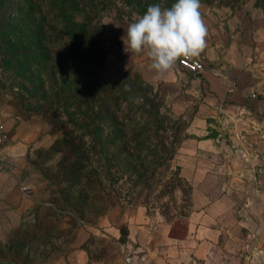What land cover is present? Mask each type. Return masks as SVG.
<instances>
[{"label":"rangeland","instance_id":"obj_1","mask_svg":"<svg viewBox=\"0 0 264 264\" xmlns=\"http://www.w3.org/2000/svg\"><path fill=\"white\" fill-rule=\"evenodd\" d=\"M76 1L90 11L95 41L80 67L65 68L58 66L57 43H50L48 55L39 56L36 18L42 17L41 23L49 28L54 11L39 5L29 31L25 10L14 11L18 0H0V120L9 129L5 151L18 165L12 175L0 174V264H124L122 245L128 240V225L142 223L139 220L146 215L161 217L172 225L170 236H184L192 210V188L176 180L179 166L174 158L179 142L193 136L190 122L198 104L179 98L173 109L180 94L173 71L164 74L173 78L170 86H164L150 68L147 54L125 48L121 37L141 16L132 11L137 2L132 7L129 0ZM254 1L200 0V10L206 6L240 10L254 6ZM175 2L161 0L160 5L169 8ZM256 8L264 15V7ZM81 16L77 20H83ZM214 40L218 41L217 35ZM219 41L212 50L218 55L217 48H227ZM67 43L65 39L59 45L63 48ZM125 74L143 84L139 93H144L147 104L153 99L152 113L166 117L160 137L138 147L127 145L123 136L130 138L148 116L111 94L118 91L111 92L116 76ZM91 83L105 88L94 94L97 99L92 103L81 96ZM227 103L223 100L212 107L216 114L207 117V135L220 137L222 158L235 156L247 162L250 156L238 152L245 149L233 141L231 131L235 116L248 113ZM97 113H108L110 120H120L127 128L102 126ZM243 126L236 127L239 136L245 134ZM157 140L166 145L173 140L176 146L159 147Z\"/></svg>","mask_w":264,"mask_h":264},{"label":"crops","instance_id":"obj_2","mask_svg":"<svg viewBox=\"0 0 264 264\" xmlns=\"http://www.w3.org/2000/svg\"><path fill=\"white\" fill-rule=\"evenodd\" d=\"M245 8H202L204 69L189 72L176 63L171 70L176 83L159 78L164 86L179 85L173 109L179 98L198 104L190 122L193 136L180 143L174 158L192 187V210L184 236H170L172 225L161 217L146 215L142 223L128 225V242L144 249V264H264V15L254 6ZM219 40L227 45L217 48L220 55L212 53ZM223 100L248 113L235 116L236 136L230 130L245 149L238 152L250 156L247 162L233 156L227 163L219 154L220 137L207 135V117L215 116L212 107ZM242 126L246 131L239 136L236 127Z\"/></svg>","mask_w":264,"mask_h":264},{"label":"trees","instance_id":"obj_3","mask_svg":"<svg viewBox=\"0 0 264 264\" xmlns=\"http://www.w3.org/2000/svg\"><path fill=\"white\" fill-rule=\"evenodd\" d=\"M128 1V0H127ZM18 8L14 9V11L17 10H25L26 17L29 21V27H27V30L31 31V25H33V21L35 19H32L33 14L35 11H39V5H42L43 9H48L49 12L53 10L54 12H51V19L47 22L49 24V28L45 27V25L42 22V17H37L36 19L40 20L37 21L35 24L34 30L37 31V36L39 37V43H38V49H39V56L42 55H48V49L50 43H57V51H56V57L58 58V66H63L65 68H77V66L80 67L81 61H83L84 56L86 55L87 50L91 48L93 45L94 35L95 33L90 32V24L89 21L91 20L90 11H86L83 6L78 3L76 0H18ZM133 2H137L136 6L131 9L138 15H143L147 7L151 4H161V0H129L128 3L130 6L133 7ZM209 2V1H208ZM254 7H264V0H255L254 1ZM45 11V10H44ZM49 14V13H48ZM83 16V20H77V16L81 15ZM81 16V17H82ZM82 19V18H81ZM56 27H59V34L56 32ZM25 31V29H23ZM64 38V39H63ZM17 38H14V40ZM65 39H68V45L61 48L59 45V42L65 41ZM94 41H93V40ZM64 55V56H63ZM95 74V71L92 72V75ZM114 83V84H113ZM112 83V89L111 92H116L113 95V98L116 101L127 100L130 101V103L134 104L131 109H135L136 111H140L146 116H148V119L144 122V124L141 126V128L137 130H133L131 133V137L127 139V137L124 135L123 140L128 145L130 144L133 147H138L140 145H145L151 142V139L160 137L161 131L164 129V120L166 117L164 115H160L157 113H152L151 108L154 107L153 99H151V103L147 104V99L144 97V93H139L143 88V84L141 82H138L136 79H131L129 75L127 74L122 76H116L114 82ZM92 84V83H91ZM111 85V83H107L106 86ZM103 84H100L99 86H94V84L91 85L94 89L91 90V87L83 93L81 96L83 98L88 97V100L90 103L97 99L95 97V93L105 89L103 87ZM105 86V87H106ZM146 88V86H145ZM149 88V87H148ZM94 91V92H93ZM81 96L78 97V102H82ZM139 100V102H137ZM101 120V125H111L113 127H116L115 130L120 131L123 127L127 128V126L122 121H115L110 120L108 113H106L105 116L100 115V113H97L96 118ZM123 119H129V117H123ZM101 126V127H102ZM99 129L94 121L93 124V130ZM124 130V129H123ZM158 132L159 135H158ZM182 141L179 142L176 151ZM158 143L159 147L163 148H170L173 149L176 146V142L173 140L166 145L162 140L156 141V144ZM124 152H127L124 150ZM173 150L168 153V159H172L173 157ZM177 153V152H176ZM178 170V172H177ZM138 172V171H137ZM144 174V173H143ZM153 175V172L151 173ZM176 180L178 182L184 181L187 187L190 188L191 191V185L180 176L179 173V167L176 168ZM172 231H170L171 235ZM122 234H125V230L122 229ZM173 235V234H172Z\"/></svg>","mask_w":264,"mask_h":264},{"label":"clouds","instance_id":"obj_4","mask_svg":"<svg viewBox=\"0 0 264 264\" xmlns=\"http://www.w3.org/2000/svg\"><path fill=\"white\" fill-rule=\"evenodd\" d=\"M200 7V0H176L169 8L149 5L121 37L125 48L137 55L146 53L150 68L162 78L179 59L198 58L206 48Z\"/></svg>","mask_w":264,"mask_h":264},{"label":"built area","instance_id":"obj_5","mask_svg":"<svg viewBox=\"0 0 264 264\" xmlns=\"http://www.w3.org/2000/svg\"><path fill=\"white\" fill-rule=\"evenodd\" d=\"M180 68L189 72H201L204 69V58L186 59L181 58L177 61ZM10 140L9 129L6 124L0 120V174L12 175L17 169V161L6 153V147ZM131 242V241H130ZM128 242L122 245L124 264H144L145 251L136 242Z\"/></svg>","mask_w":264,"mask_h":264}]
</instances>
